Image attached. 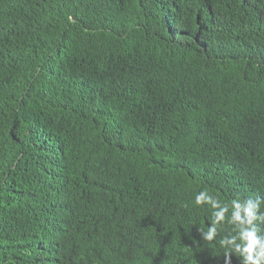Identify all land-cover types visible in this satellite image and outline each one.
<instances>
[{"label": "trees", "instance_id": "1", "mask_svg": "<svg viewBox=\"0 0 264 264\" xmlns=\"http://www.w3.org/2000/svg\"><path fill=\"white\" fill-rule=\"evenodd\" d=\"M202 189L264 200V0H0V264H224Z\"/></svg>", "mask_w": 264, "mask_h": 264}, {"label": "clouds", "instance_id": "2", "mask_svg": "<svg viewBox=\"0 0 264 264\" xmlns=\"http://www.w3.org/2000/svg\"><path fill=\"white\" fill-rule=\"evenodd\" d=\"M192 204L207 206L210 211L207 229H197L203 241H214L225 223L231 226L228 234L219 239L224 264H232L234 256L239 264H264V200L258 196H237L225 203L202 189L195 193Z\"/></svg>", "mask_w": 264, "mask_h": 264}]
</instances>
